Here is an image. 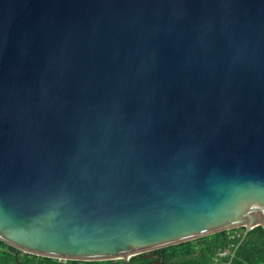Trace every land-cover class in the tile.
<instances>
[{"label": "water", "instance_id": "95a60500", "mask_svg": "<svg viewBox=\"0 0 264 264\" xmlns=\"http://www.w3.org/2000/svg\"><path fill=\"white\" fill-rule=\"evenodd\" d=\"M264 228V0H0V240L102 262Z\"/></svg>", "mask_w": 264, "mask_h": 264}, {"label": "trees", "instance_id": "16d2710c", "mask_svg": "<svg viewBox=\"0 0 264 264\" xmlns=\"http://www.w3.org/2000/svg\"><path fill=\"white\" fill-rule=\"evenodd\" d=\"M238 232L239 237L235 236ZM244 228L220 232L194 241L170 245L156 250L162 255L163 264H212L220 250L232 253L242 239ZM230 255L222 258L220 264L229 263ZM0 264H128L124 259L102 260V262H81V260H59L26 253L0 240ZM129 264H152L143 255L130 258ZM232 264H264V228L251 230L239 246Z\"/></svg>", "mask_w": 264, "mask_h": 264}, {"label": "built area", "instance_id": "2783aa9c", "mask_svg": "<svg viewBox=\"0 0 264 264\" xmlns=\"http://www.w3.org/2000/svg\"><path fill=\"white\" fill-rule=\"evenodd\" d=\"M237 233L238 232H235V236L239 237V234H237ZM229 254H231L229 249L220 250L218 252V254L214 257L212 264H220V260L222 258L229 256ZM59 260H61V259H59Z\"/></svg>", "mask_w": 264, "mask_h": 264}]
</instances>
